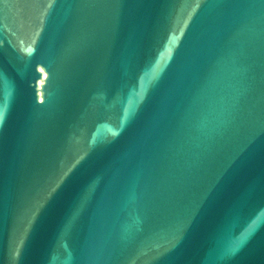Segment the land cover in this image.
Returning <instances> with one entry per match:
<instances>
[{
    "label": "water",
    "instance_id": "95a60500",
    "mask_svg": "<svg viewBox=\"0 0 264 264\" xmlns=\"http://www.w3.org/2000/svg\"><path fill=\"white\" fill-rule=\"evenodd\" d=\"M0 264H264V0H0Z\"/></svg>",
    "mask_w": 264,
    "mask_h": 264
}]
</instances>
